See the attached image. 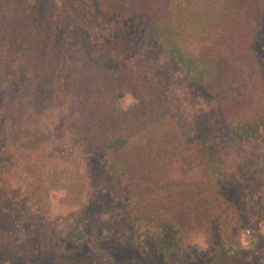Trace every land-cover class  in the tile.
<instances>
[{
    "label": "trees",
    "instance_id": "16d2710c",
    "mask_svg": "<svg viewBox=\"0 0 264 264\" xmlns=\"http://www.w3.org/2000/svg\"><path fill=\"white\" fill-rule=\"evenodd\" d=\"M84 1L0 0L10 199L78 240L79 264H264L251 228L264 220V0ZM89 157L125 207L85 242L91 205H104L89 194ZM238 176L250 179L244 210ZM104 243L102 260L87 251Z\"/></svg>",
    "mask_w": 264,
    "mask_h": 264
},
{
    "label": "rangeland",
    "instance_id": "374dc122",
    "mask_svg": "<svg viewBox=\"0 0 264 264\" xmlns=\"http://www.w3.org/2000/svg\"><path fill=\"white\" fill-rule=\"evenodd\" d=\"M82 10L86 11V3L84 0H77ZM257 48H264V34L258 40ZM186 75L182 77L184 84L189 88L202 102L215 113L217 112V100L209 96V94L195 80ZM133 104V97L125 95L123 98L116 100L115 107L121 112H128ZM0 185L1 180H6V184L2 183L0 188V264H79L81 259L77 252L79 249V241H68L62 239L53 225L42 214L24 216L19 210V206L10 199L14 187L13 177H8L7 170L9 166L0 156ZM87 177L89 194L97 198L96 201L103 202V207L91 205L92 213L86 217L88 232L85 236V242L100 227H111L115 223L116 214L124 210V200L122 195V186L111 177H108L103 169H101L92 157L87 162ZM241 178L238 185H234L232 191L235 193L234 204L237 208L245 209L243 202V192L250 179L247 176H238ZM1 199L5 201L1 202ZM241 200V203H240ZM94 203V202H93ZM242 204V207L240 206ZM10 205H14L13 207ZM16 205V206H15ZM56 211V209H54ZM93 211H95L93 215ZM21 212V213H20ZM105 214V215H102ZM104 216H108L105 218ZM48 218V217H47ZM51 217L50 219H54ZM251 224V228L264 233V220L261 217ZM109 219L111 220L109 222ZM114 221V222H113ZM109 222V224H108ZM50 223V224H49ZM72 243V244H71ZM76 244V247L73 245ZM80 245V244H79ZM102 246L96 248L93 245L87 247V251L91 252V256L95 259L102 260L103 255L109 247ZM105 248V250H104ZM77 250V252H76ZM103 250V251H102Z\"/></svg>",
    "mask_w": 264,
    "mask_h": 264
}]
</instances>
